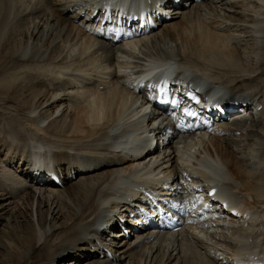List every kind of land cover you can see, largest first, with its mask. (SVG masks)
<instances>
[{
  "label": "bare ground",
  "instance_id": "bare-ground-1",
  "mask_svg": "<svg viewBox=\"0 0 264 264\" xmlns=\"http://www.w3.org/2000/svg\"><path fill=\"white\" fill-rule=\"evenodd\" d=\"M102 1L120 2L127 11L145 4L0 0V46L21 40L8 53L7 64L25 75L19 82L0 80V115L9 110L7 100L17 109L12 123L0 120V220L20 215L22 222L31 224L27 254L33 256L32 264H55L64 256L74 261L63 264L262 263L264 67L242 72L246 69L235 64L238 46L229 39L242 30L252 40L264 41V0H255L257 10L246 9V14L258 17L251 24L240 20L244 1L207 0L208 5L203 1L176 10L173 22L152 36L117 46L97 40L81 27L85 24L81 13L89 6L101 10ZM130 1H136L133 7ZM13 27L19 28L16 34ZM5 34L8 39L3 42ZM175 73L193 85L213 89L210 100L216 105L217 96L225 94L263 109L237 122L235 129L226 125L225 130L233 132L227 137L164 139L160 124H143L150 117L145 113L146 95L135 94L129 84ZM247 121L253 125L247 126ZM46 166L66 177L80 174L77 181L51 192L26 184L49 171ZM186 173L205 193L216 186V198L224 199L242 219L210 221L212 227L218 224L211 229L214 233L189 224L174 235L139 231L125 239L117 218L129 211L126 203L144 198L139 195L143 191L157 196L171 178L186 190L179 182L194 183L184 178ZM233 210L229 209L231 216Z\"/></svg>",
  "mask_w": 264,
  "mask_h": 264
},
{
  "label": "rangeland",
  "instance_id": "rangeland-1",
  "mask_svg": "<svg viewBox=\"0 0 264 264\" xmlns=\"http://www.w3.org/2000/svg\"><path fill=\"white\" fill-rule=\"evenodd\" d=\"M241 1H244V3L241 2L240 20L247 23V24H251L258 17L253 18V17H251L250 14H246L245 11H246V9H248L250 7L252 8V6H253V8H252L253 10H257L258 2H255V0H241ZM251 1H252V3H251ZM255 3H257V4H255ZM203 4L208 5V2L206 1ZM214 12L218 13L217 10H215ZM208 17L211 20H217L215 15H211V16L209 15ZM15 24H17V22H15ZM16 28L13 27L15 34H16V31L19 29V28L18 29H16ZM22 29H26V27L22 28ZM2 30H3V28H0V35L2 33ZM237 34L240 35V37ZM7 39H8V34H5V36L3 38V42H5ZM235 41H239V42L236 43ZM20 43H21V40L16 39L8 47L0 46V80H4V81L9 80V81H13V82H19L20 79L25 80L24 74H19L15 70L8 69V64H7L8 53L12 52L11 49H17L19 47ZM229 43H232L233 45L238 46V52L236 53V54H238L237 55L238 60L235 63L233 58H232V61L235 64L241 65L246 69L242 72L248 71V73H249V71L250 72L257 71L260 68L264 67V62H263L264 61V41L263 40L262 41L252 40V36H248V34L246 32L239 30L238 32H235L232 37H230ZM239 49L242 51H240ZM260 51H262V52H260ZM251 52L256 57L258 56L257 59ZM248 57H249V59H248ZM259 59H260V61H259ZM248 60H250V63ZM254 60H258V61H254ZM246 61H248V62H246ZM259 65L262 67H260ZM32 73H35V72H32ZM27 78L29 80L31 78L30 75H28ZM260 80L263 81L264 78L260 77ZM6 103H7L9 110H8L7 114L5 113L3 115H0V120L4 119L6 122L12 123V121L14 120V117H15L14 115L17 114V109L15 110L14 105L12 104V101L7 100ZM29 103L31 104V103H33V101L29 100L28 104ZM4 112H5V110H4ZM0 124H2V123L0 122ZM5 131L2 133L7 134L8 132H5ZM256 139H257V137L255 138V141H256ZM2 157H3V155H0V158H2ZM12 171H13V169H12ZM262 173H264V171H262ZM42 209H43V212L46 213L47 208L43 207ZM15 214H16V212H15ZM14 217L15 216H13V217L10 216V218H9L8 216H5V219L0 220V264H32V257L33 256L31 254H27L28 249L30 248V245H29V242L27 241V238H28V235L33 236V233L27 232V231H30L29 226H31V224H29V222H22L25 219H23L20 215H16V219ZM49 219H50V217L47 218V220H49ZM69 260L74 261V258L73 257L69 258L67 256H64V257L58 259L55 262V264H63ZM226 261L227 262H223V264H229L228 260H226Z\"/></svg>",
  "mask_w": 264,
  "mask_h": 264
},
{
  "label": "snow or ice",
  "instance_id": "snow-or-ice-1",
  "mask_svg": "<svg viewBox=\"0 0 264 264\" xmlns=\"http://www.w3.org/2000/svg\"><path fill=\"white\" fill-rule=\"evenodd\" d=\"M190 115H195L194 113H189Z\"/></svg>",
  "mask_w": 264,
  "mask_h": 264
}]
</instances>
